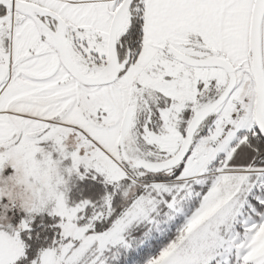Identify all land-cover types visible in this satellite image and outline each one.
Returning a JSON list of instances; mask_svg holds the SVG:
<instances>
[{"label": "snow or ice", "instance_id": "obj_1", "mask_svg": "<svg viewBox=\"0 0 264 264\" xmlns=\"http://www.w3.org/2000/svg\"><path fill=\"white\" fill-rule=\"evenodd\" d=\"M0 264H264V0H0Z\"/></svg>", "mask_w": 264, "mask_h": 264}]
</instances>
